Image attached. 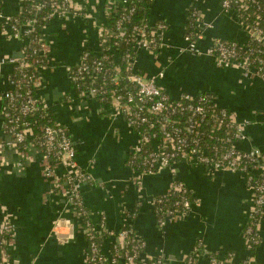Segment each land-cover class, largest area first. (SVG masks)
Listing matches in <instances>:
<instances>
[{
	"label": "crops",
	"instance_id": "1",
	"mask_svg": "<svg viewBox=\"0 0 264 264\" xmlns=\"http://www.w3.org/2000/svg\"><path fill=\"white\" fill-rule=\"evenodd\" d=\"M19 1L0 0V59L22 55V43L6 33L8 27L3 28L7 25L4 17L19 13ZM76 1L84 11L82 17L54 19L44 30L49 58L37 92L66 127L77 150L78 168L91 178L82 186L81 195L92 221L98 225L104 217L106 234L132 225L145 241L143 257L162 251L165 264H190L197 243L203 248L197 264H208L213 253H232L235 263H241L250 254L245 227L254 201L245 173L181 161L145 176L140 185L136 183L137 173L127 160L138 145L137 133L96 99L79 95L70 80L71 68L85 50L100 53V30L106 21L107 0ZM144 6L150 23H163L166 30L159 50L136 51V68L148 77L163 71L158 83L175 97L212 93L219 106L231 111L235 120L246 123V138L237 146L243 150L257 147L264 152V79L251 71L220 68L209 56L180 51L192 9L203 23L205 38L200 45L204 48L217 38L246 43L242 25L223 11L221 0H151ZM13 72L9 64L0 68V94L11 88ZM3 105L0 100V220L17 227L10 264H85L87 244L82 228L65 191L55 189L44 178L42 152L32 148V156L22 159L15 148H6L10 137L2 116ZM176 181L184 183L198 203L186 214L168 219L161 228L154 199ZM60 217L74 226V235L65 242H59L53 233ZM259 232L261 243L253 257L256 264H264V207ZM104 243L110 250L112 240L106 238Z\"/></svg>",
	"mask_w": 264,
	"mask_h": 264
},
{
	"label": "built area",
	"instance_id": "2",
	"mask_svg": "<svg viewBox=\"0 0 264 264\" xmlns=\"http://www.w3.org/2000/svg\"><path fill=\"white\" fill-rule=\"evenodd\" d=\"M26 2L30 3V13L46 8L49 12L43 17L47 23L43 26L42 36L34 35L38 18L29 17L21 21L16 17H4L7 19V25L3 27H8L4 29L6 33L22 43L20 58L0 59V68L9 64L14 69L10 78L11 88L0 94L4 103L2 116L10 137L6 148H15L22 159L32 156V148L42 152L44 178L55 189L65 191L82 234L88 236L89 251L85 255V264H165L162 251L153 257H143L145 241L136 234L132 225L103 235L107 231L103 217L95 228L91 212L86 209L81 195L82 186L91 178L78 168L77 150L65 126L56 119L54 124L41 127L40 137L32 138V123L24 118L34 115L39 109L44 117L51 110L37 92L42 82L41 71L49 58L44 30L54 19H77L84 15V11L76 0H20L19 13L25 11ZM221 4L223 11L242 25L247 34L246 43L217 38L211 46L202 47L200 43L205 38L201 29L203 23L199 13L192 9V16L195 17L193 29L184 36L180 51L209 56L220 68L247 70L264 79V0H221ZM105 7L106 21L109 16L118 17V29L131 19L135 10L130 0H107ZM0 17H3L1 13ZM106 21L100 30V53H94L96 58H90V52L85 50L78 63L71 68L70 80L75 90L81 96L96 99L104 109L112 112L113 117L123 118L137 133L139 142L131 150L127 163L137 173L138 185L145 176L160 173L181 161L195 162L218 171L245 173L254 193L248 216L250 224L245 230L246 248L250 254L241 263H235L232 253H213L208 258V264H256L253 253L261 243L259 226L264 207L263 150L257 147L243 150L237 146L246 138V123L235 120L231 111L219 106L212 93L172 96L158 83L164 72L148 77L136 68L135 56L132 55L126 57L125 72L121 71L115 58L112 59V66L106 67L105 61L109 56L104 51L115 52L119 43L117 39L110 45V37L121 38L122 35L112 30ZM150 25L156 27L154 32L148 33L145 24L133 27L128 42H133L135 52L139 49L159 50L166 25ZM251 42H255L256 46H250ZM85 86L82 92H78ZM138 159H141L142 169L136 170L134 163ZM170 193L177 199L172 208L165 210L163 216L157 219L161 228L168 219L186 214L198 203L182 182H174L161 195ZM157 200L163 202L160 198H155L154 202ZM73 227L69 220L60 217L54 223L53 233L59 242H65L74 235ZM96 231H100V235ZM16 238V225L0 220V264L11 263ZM106 238L112 240L113 250L104 248ZM99 239L102 240L100 244ZM201 254L202 244L197 243L191 251L189 263L197 264Z\"/></svg>",
	"mask_w": 264,
	"mask_h": 264
},
{
	"label": "trees",
	"instance_id": "3",
	"mask_svg": "<svg viewBox=\"0 0 264 264\" xmlns=\"http://www.w3.org/2000/svg\"><path fill=\"white\" fill-rule=\"evenodd\" d=\"M131 4L133 7H135L134 12L132 13V17L129 21H126L122 24L121 28L118 29L117 27V20L118 17L115 16H109L107 18V24L110 28H112V30H114L116 33H121V38H117L114 35L112 37H110V41L109 44L113 45L115 43V41L118 39L119 43H118V48L115 52H112L111 50H105V54L109 56V59L105 61V66L106 67H110L112 66V59H116V63L121 67V71L125 72L126 69V57L129 55H132L133 57L136 55V52L134 50V44L132 41L128 42V40L130 39V33L133 29V27L135 25H142L145 24L146 25V31H148V33L150 32H154L155 31V26L150 25V21L147 15V11L144 8L145 4L150 3L151 0H130ZM25 11L22 13H18L15 17L20 19L21 21H25L26 18L29 17H36L38 18V24L36 25V32L35 34H38L39 36H42V32H43V26L47 23L46 19H43V17L45 15H47V13L49 12L46 9H44L43 11L40 12H33L30 13V3L26 2L25 6ZM193 11V10H192ZM194 20L195 17L191 16L190 18V26L188 27V31H191L193 29V24H194ZM160 41V40H159ZM250 46L255 47L256 43L255 42H251ZM33 48V45L30 49ZM90 52V58H96V55L94 54L93 51L88 50ZM33 70V69H30ZM121 72V73H122ZM37 74L38 71H37ZM85 87H82V89H78V92H82ZM105 104V103H104ZM24 120L30 121V123H32V130H33V136L32 138H38L41 136V127H44L48 124H54L55 123V116L53 114V112L49 109L48 110V114L41 116V110H37L34 115L28 116L26 118H24ZM31 138V139H32ZM141 159L136 160V162L134 163V168L136 170L142 169L141 167ZM128 165V163H127ZM191 197H193V195L190 193ZM157 199H163V202H158V200L156 202H154L155 204V208H156V213H157V219L161 216H163L164 211L167 209L172 208L174 202L176 201V195L173 194H169V195H159L156 197ZM86 209L89 211V208L86 205ZM85 224V223H84ZM250 224V219H248L245 230L247 228V226ZM95 228H96V224H95ZM124 228V227H122ZM121 228V229H122ZM97 235H100V231H96ZM106 233H103V235ZM84 239L86 241L87 247H86V252L89 251V239L87 235H83ZM100 241H102L101 239H99V244ZM112 249V246H111ZM113 250V249H112Z\"/></svg>",
	"mask_w": 264,
	"mask_h": 264
}]
</instances>
